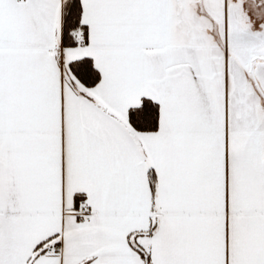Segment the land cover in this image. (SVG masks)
<instances>
[{"label": "snow or ice", "instance_id": "obj_1", "mask_svg": "<svg viewBox=\"0 0 264 264\" xmlns=\"http://www.w3.org/2000/svg\"><path fill=\"white\" fill-rule=\"evenodd\" d=\"M0 264H264V0H0Z\"/></svg>", "mask_w": 264, "mask_h": 264}]
</instances>
